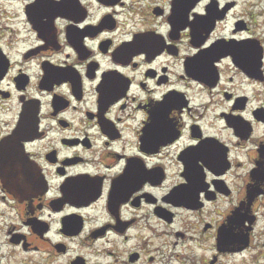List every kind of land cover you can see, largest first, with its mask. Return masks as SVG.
Segmentation results:
<instances>
[{
	"label": "flooded vegetation",
	"instance_id": "1",
	"mask_svg": "<svg viewBox=\"0 0 264 264\" xmlns=\"http://www.w3.org/2000/svg\"><path fill=\"white\" fill-rule=\"evenodd\" d=\"M251 1L0 0V264H264Z\"/></svg>",
	"mask_w": 264,
	"mask_h": 264
},
{
	"label": "rangeland",
	"instance_id": "2",
	"mask_svg": "<svg viewBox=\"0 0 264 264\" xmlns=\"http://www.w3.org/2000/svg\"><path fill=\"white\" fill-rule=\"evenodd\" d=\"M246 0H242L244 4ZM249 4H256V12L259 13V16L256 18V27L255 32L257 35H264V0H253Z\"/></svg>",
	"mask_w": 264,
	"mask_h": 264
}]
</instances>
